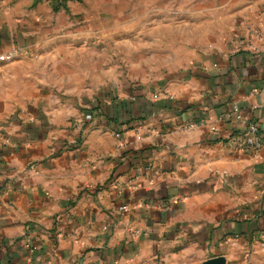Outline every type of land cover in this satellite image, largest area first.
<instances>
[{"label":"crops","instance_id":"1","mask_svg":"<svg viewBox=\"0 0 264 264\" xmlns=\"http://www.w3.org/2000/svg\"><path fill=\"white\" fill-rule=\"evenodd\" d=\"M118 1L0 0V55L17 50L0 61V264H264V0H147L171 22L150 33L187 29L175 70L90 102L46 88L59 37Z\"/></svg>","mask_w":264,"mask_h":264},{"label":"rangeland","instance_id":"2","mask_svg":"<svg viewBox=\"0 0 264 264\" xmlns=\"http://www.w3.org/2000/svg\"><path fill=\"white\" fill-rule=\"evenodd\" d=\"M141 1L119 0L118 3H113L114 5L101 4L103 10L111 9L113 12H99L100 18L91 23L93 26L80 20L79 25L84 26L81 37L74 36L73 30L70 34L59 37L58 43L71 47L67 48L68 52L60 53L59 56L49 53L48 58L44 60L42 76L46 88L68 95L83 94L90 102V96L96 98L99 91L105 87L122 92L128 85L142 87L143 84L140 83H153L160 75L175 70L172 65L177 63L179 51H176L174 46L184 44L187 29L178 27V20L179 22H174L176 29L173 35L164 33L160 36L150 33L158 27L164 28L163 31L166 32L165 29L171 22L156 21L154 18L158 5L147 0H144L146 3ZM177 6L183 7L181 3ZM177 6L167 4L163 5V8L172 10ZM143 8L147 13L146 19L138 17L139 10ZM111 15L117 17L112 18ZM71 27L74 28V25ZM90 27L98 29L97 35L86 36L85 30ZM125 28H130V32L124 35L122 29ZM157 37L159 40L163 39L161 46L154 42ZM81 110H85V107H80ZM75 118L77 117H71L72 123ZM77 123L81 124V121ZM202 246L196 245L195 251ZM210 255L211 252H205L203 257L196 254L192 255L194 258L189 255L179 256L171 261H161V264H204L207 261L205 258Z\"/></svg>","mask_w":264,"mask_h":264},{"label":"built area","instance_id":"3","mask_svg":"<svg viewBox=\"0 0 264 264\" xmlns=\"http://www.w3.org/2000/svg\"><path fill=\"white\" fill-rule=\"evenodd\" d=\"M249 37L253 38L255 41L258 43H264V23L260 24L257 28H254L249 32ZM250 49L255 51L256 46L250 44L249 45ZM17 53V50H13L10 53L6 55H0V61H9L11 60L15 54ZM226 117H229V115H226ZM193 128V124H186L185 130L189 131ZM247 134L248 135H257L258 134V129L256 124H249L247 126ZM122 209H125L124 207ZM132 238H135V233H133Z\"/></svg>","mask_w":264,"mask_h":264},{"label":"water","instance_id":"4","mask_svg":"<svg viewBox=\"0 0 264 264\" xmlns=\"http://www.w3.org/2000/svg\"><path fill=\"white\" fill-rule=\"evenodd\" d=\"M204 264H224V260L222 258H215L206 261Z\"/></svg>","mask_w":264,"mask_h":264}]
</instances>
